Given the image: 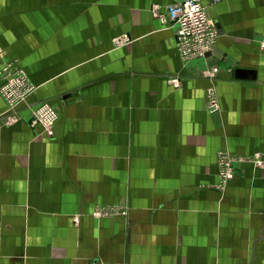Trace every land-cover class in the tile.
Segmentation results:
<instances>
[{"label":"crops","instance_id":"0c3cea01","mask_svg":"<svg viewBox=\"0 0 264 264\" xmlns=\"http://www.w3.org/2000/svg\"><path fill=\"white\" fill-rule=\"evenodd\" d=\"M179 1L0 0V67L36 86L13 123L0 96V264H264V169L216 188L219 151L264 155V0L209 6L216 47L187 63L153 11Z\"/></svg>","mask_w":264,"mask_h":264},{"label":"built area","instance_id":"2783aa9c","mask_svg":"<svg viewBox=\"0 0 264 264\" xmlns=\"http://www.w3.org/2000/svg\"><path fill=\"white\" fill-rule=\"evenodd\" d=\"M221 1L223 0H181L167 5L164 10L159 5L154 6L153 11L161 22L175 29L176 49L183 62L187 63L203 58L216 47L219 28L215 19L209 14V6ZM129 42L128 36L118 37L114 40L118 46ZM2 53L3 51L0 49V54ZM169 82L177 83L178 79H171ZM35 91L36 86L16 63L8 62L0 67V96L8 104L9 111L5 118H9L10 123L20 119L14 114V109L25 102ZM207 97L209 112H220L221 104L214 87L209 88ZM58 118L57 108L46 103L33 111L30 123L31 126L41 124L46 132L52 133ZM221 158V161L226 164H229L233 159L228 151L221 152ZM253 161L257 166H264V159L260 152L254 155ZM233 175L234 171L226 166L220 174V180L223 184H227ZM113 214L114 209L107 206H98L94 212L97 218L110 217Z\"/></svg>","mask_w":264,"mask_h":264},{"label":"rangeland","instance_id":"374dc122","mask_svg":"<svg viewBox=\"0 0 264 264\" xmlns=\"http://www.w3.org/2000/svg\"><path fill=\"white\" fill-rule=\"evenodd\" d=\"M263 45H264V42H263ZM217 71H218L217 69H212L211 72H209V73L207 72V74H210V73L211 74H215ZM170 84H176V83H170ZM208 90H207V95H208ZM207 100H208V97H207ZM207 110H208V105H207ZM221 152H223V151H219L218 154H217L218 182L216 184V188H217V190L219 192L223 193V192H225L227 190V188L229 187L230 182L237 175V173L240 172L243 169V166L251 165L252 167H254V169H264V166H257L256 163L253 161L254 155L256 153H258V152H254V153H252L250 155H246V156H239V155H234V154H232L231 152L228 151L231 154V156L233 157V159L231 160V162L229 164H226L223 161H221L222 160ZM260 154L263 156V159H264L263 153L260 152ZM226 166H228L229 169H232L234 171V175H233L232 179H230L227 184H223L222 181L220 180V174L223 171L224 167H226ZM101 206H103V205H101ZM107 218H111V216L110 217L109 216H105V217H103L101 219H107Z\"/></svg>","mask_w":264,"mask_h":264},{"label":"water","instance_id":"95a60500","mask_svg":"<svg viewBox=\"0 0 264 264\" xmlns=\"http://www.w3.org/2000/svg\"><path fill=\"white\" fill-rule=\"evenodd\" d=\"M233 74H234L236 77H237V76H240V75H241V76L248 75L247 72H244V71H241V70H238V71L234 72ZM32 96H33V94H32L29 98H27V100H26L25 102L21 103L19 106L24 105L25 103L29 102V101H30V98H32ZM42 105H43V104L38 105L37 107H35V108L33 109V111H36V110L39 109ZM19 106H17L16 109H18ZM7 114H8V113H7Z\"/></svg>","mask_w":264,"mask_h":264}]
</instances>
